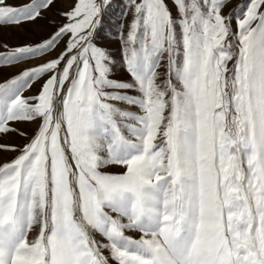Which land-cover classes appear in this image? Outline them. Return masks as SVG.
Segmentation results:
<instances>
[{"label": "snow or ice", "instance_id": "6c2138e0", "mask_svg": "<svg viewBox=\"0 0 264 264\" xmlns=\"http://www.w3.org/2000/svg\"><path fill=\"white\" fill-rule=\"evenodd\" d=\"M54 2L0 0V26ZM226 2L124 0L112 21L114 0H75L47 39L0 44L19 69L0 79V134L28 140L0 143L19 153L0 164V264H264V0ZM106 20L130 79L110 78Z\"/></svg>", "mask_w": 264, "mask_h": 264}, {"label": "rangeland", "instance_id": "374dc122", "mask_svg": "<svg viewBox=\"0 0 264 264\" xmlns=\"http://www.w3.org/2000/svg\"><path fill=\"white\" fill-rule=\"evenodd\" d=\"M31 0H7L9 5L13 6H21L25 4H29ZM248 0H227L226 6L222 9L223 15H228L233 9H236L237 6L246 4ZM75 3V0H55V2L47 9L42 11V18L37 19L35 22H27L22 23L19 26L15 25H3L0 26V44H7L10 48L16 47L25 44H36L45 39H47L60 25L65 23L64 17L61 15L62 12L68 11ZM115 7L114 10H110V14L112 16V21H115L118 17V13L120 12L121 7H123L124 0H114ZM169 7L172 9L173 15H176V9L174 6L169 3ZM242 18V17H241ZM131 14L128 15L127 20L131 21ZM106 25H108L109 30L112 33L111 37L105 36L101 34V38H99L96 42L102 47L109 49L110 55L113 60L116 62L113 66V74L110 78L112 79H130L128 73L121 66V50H120V40L116 38V28L115 24L106 20ZM232 31H237V22L236 18L233 17L231 21ZM179 31V29H177ZM126 31V29H125ZM66 39V38H65ZM231 39V37H229ZM64 47V42L61 41L58 47L52 51L49 55L44 56L43 58L33 59L29 61L25 65H21L20 67H26L38 63H42L47 59H50L56 56ZM5 49L0 47V51H4ZM232 66V62H229V67ZM19 69L17 67H3L0 68V79L8 78L10 75L15 74ZM161 72L164 71L163 68L160 69ZM163 78V77H162ZM43 81H39L33 85V87L25 92L26 96L36 95L41 87ZM132 95H138L136 92H132ZM122 108H131L132 111L138 112L139 109L135 106L119 104ZM39 121L35 123L31 122H17L13 124V127L19 129L22 132H25L28 138L34 134L38 126ZM28 142L23 136L17 134L16 132H9L8 134H0V143L8 144V145H16L17 147H22L24 144ZM159 143V138L157 140ZM18 152H0V164L7 162L17 156ZM109 173H122L125 169L120 165H110L107 168L103 169ZM38 231V229L34 230ZM34 233H30V238ZM128 236H132L133 238H139L140 233L136 231H127L125 233ZM97 240H103V238L96 234ZM104 254L109 255L108 251L105 250ZM110 264H116L115 261L110 260Z\"/></svg>", "mask_w": 264, "mask_h": 264}]
</instances>
